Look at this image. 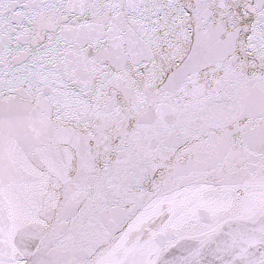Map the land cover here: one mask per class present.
Masks as SVG:
<instances>
[{
    "label": "snow or ice",
    "instance_id": "obj_1",
    "mask_svg": "<svg viewBox=\"0 0 264 264\" xmlns=\"http://www.w3.org/2000/svg\"><path fill=\"white\" fill-rule=\"evenodd\" d=\"M0 264H264V0H0Z\"/></svg>",
    "mask_w": 264,
    "mask_h": 264
}]
</instances>
